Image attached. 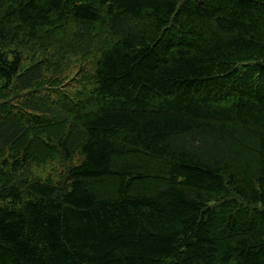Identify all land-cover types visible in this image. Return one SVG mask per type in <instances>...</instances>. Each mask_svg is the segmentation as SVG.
<instances>
[{
  "label": "trees",
  "instance_id": "1",
  "mask_svg": "<svg viewBox=\"0 0 264 264\" xmlns=\"http://www.w3.org/2000/svg\"><path fill=\"white\" fill-rule=\"evenodd\" d=\"M0 264H264V0H0Z\"/></svg>",
  "mask_w": 264,
  "mask_h": 264
},
{
  "label": "rangeland",
  "instance_id": "2",
  "mask_svg": "<svg viewBox=\"0 0 264 264\" xmlns=\"http://www.w3.org/2000/svg\"><path fill=\"white\" fill-rule=\"evenodd\" d=\"M67 37V36H66ZM65 37V38H66ZM92 57L75 55L71 60L64 64L60 69L58 76V87L57 91H70L73 92L78 88H81L84 83V80L79 78V70L82 68L88 67L91 62ZM46 73H49L47 71ZM44 90V89H42ZM17 98H15L16 100ZM80 155L74 153L67 161L65 162H76L79 160ZM60 160L57 158L48 159L41 162L32 161L26 165V167L20 170L18 173L31 175L40 179H49L56 180L60 173L63 171L64 166L60 164Z\"/></svg>",
  "mask_w": 264,
  "mask_h": 264
}]
</instances>
